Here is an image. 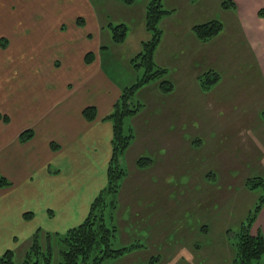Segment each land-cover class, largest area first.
<instances>
[{
  "label": "crops",
  "instance_id": "0c3cea01",
  "mask_svg": "<svg viewBox=\"0 0 264 264\" xmlns=\"http://www.w3.org/2000/svg\"><path fill=\"white\" fill-rule=\"evenodd\" d=\"M89 1L0 0V57L13 58L15 49L19 57L16 62L0 59V113L7 117L0 118V173L11 182L0 188V249L26 242L34 226L39 225L37 217L43 219L46 228L66 230L79 223L106 183L112 124L105 116L125 85L105 69L100 46L114 44L109 31L102 27L105 20ZM232 1L234 7L226 9L221 7V0L163 2L172 11L159 22L162 34L154 60L167 70L173 90L164 94L152 82L137 92L143 106L127 122L134 137L120 157L127 173L116 200L121 219L127 215L124 221L138 226L139 235L155 245L156 252L131 251L119 264H149L148 259L156 257L166 261L153 264H203L202 260H207L208 255L195 248L194 221L173 220L171 216L164 220L162 216V210L172 203L170 192L176 188L158 186L157 180H165L171 173L179 175L173 158L179 162L187 148L212 142L209 150L224 164L220 175L230 168L255 169L264 174V100L252 103L246 96L244 106L242 100L232 102L221 97L224 81L242 82L248 75L239 70L249 66L264 92V0ZM144 2L129 4L122 14L113 13L117 22L127 25L124 41L115 44L127 52L125 60L147 37ZM65 17L70 18L68 32H62ZM78 18L83 23L78 24ZM213 18L221 20V31L200 41L191 32L192 25ZM81 43L84 45L79 47ZM58 50L64 55L53 54ZM89 51L94 57L86 62L84 56ZM125 63L131 69L130 63ZM124 69L129 76L134 75V70L131 74L129 68ZM208 70L218 72L219 78L209 90H202L197 77ZM196 101L201 103L199 110L191 107ZM89 105L96 109L92 120L82 114ZM202 110L207 118L198 117ZM24 130L32 134L21 140L19 134ZM140 155L151 158L146 167L135 165ZM202 174L217 178L219 173L208 168ZM192 200L193 205L184 206L186 211L199 210L198 197ZM217 202L212 198L203 206ZM178 216L183 218L182 213ZM203 222L200 228L206 230ZM125 223L118 225L121 243H127L132 235L123 230ZM173 229H179L177 235L185 239L183 250L174 251V246L167 244L166 236ZM251 232L264 236V205Z\"/></svg>",
  "mask_w": 264,
  "mask_h": 264
},
{
  "label": "trees",
  "instance_id": "16d2710c",
  "mask_svg": "<svg viewBox=\"0 0 264 264\" xmlns=\"http://www.w3.org/2000/svg\"><path fill=\"white\" fill-rule=\"evenodd\" d=\"M121 1L128 5L134 2V0ZM221 7L233 8L234 2L221 0ZM171 11L172 9L165 7L162 0L144 2L143 21L147 37L141 40L139 50L129 59L135 71L134 80L121 88L111 111L105 116L112 124L111 155L106 170V183L91 201L86 216L79 223L65 230L64 234L56 238L53 245L51 239L47 238L44 243L40 241L38 234L34 233L30 245L22 252L19 261L13 258V250L6 249L0 255V264H106L107 261L116 260L141 246L138 241H134L135 239L115 246L117 230L114 224H107L105 211L107 207L112 209L113 205L115 206L116 193L126 174V168L119 164V159L134 136L133 127L126 124V121L136 115L143 106L137 92L152 82H157L159 90L164 94L173 90V83L167 76V70L154 60V52L162 34L159 22ZM77 22L81 24L83 20L78 18ZM102 27L109 31L110 41L113 44L124 41L127 34V25L124 22L107 21ZM222 27L221 20L213 18L192 25L191 32L200 41H207L219 33ZM102 47L107 46L102 44L100 49ZM92 58L93 53L90 51L84 56L86 62L91 61ZM218 78V72L208 70L200 74L197 81L202 90H209ZM82 114L85 119L92 120L96 116V109L93 105L85 106ZM0 118L7 119L2 113ZM31 134L30 130H24L19 134V138L26 140ZM150 161L149 156H139L135 160V165L143 168ZM10 184V180L0 173V188ZM244 185L250 190L258 191V197L238 230L226 231L232 247L229 264H264V236L260 232H251V226L264 204V177L260 175L247 177ZM150 259L148 263L153 264Z\"/></svg>",
  "mask_w": 264,
  "mask_h": 264
},
{
  "label": "rangeland",
  "instance_id": "374dc122",
  "mask_svg": "<svg viewBox=\"0 0 264 264\" xmlns=\"http://www.w3.org/2000/svg\"><path fill=\"white\" fill-rule=\"evenodd\" d=\"M24 1H27V0H24ZM136 1L138 0H134L135 3ZM89 2L94 7V9L97 10L95 12H98V15L101 18V20H105L104 23H106L107 21L117 22L118 20L113 18V16L115 15L113 13L121 12L120 14H122L127 10L125 8H128L126 6H129L125 4L124 2H122L121 0H90ZM162 2L165 3V0H162ZM103 17L105 19H103ZM69 19H70L69 17L63 18V20H65L64 22L66 26H64L65 31H62V32H68L67 23ZM7 26H9L8 30L11 32L10 25L8 24ZM136 26L137 25L135 24V27ZM4 30L7 31V28L5 27ZM83 45L84 44L81 43L79 44V47H82ZM118 46L119 45H115L114 43V47H110V46L102 47L100 49L102 56H103L102 62L105 66L107 73H109V75H111L112 78L116 79L118 83H124V85H128L134 80L135 72L133 71L134 75L129 76V73H127V71L124 69V67L126 69L127 68L130 69V67H128L127 64L125 63V62H130V61L125 60V56L127 53L125 49L118 47ZM60 51L61 50L54 51L53 54L55 55L57 53V55H64ZM11 55L13 56V58H11L10 56L9 58L7 57V55H4V58L0 57V59L6 60V61L12 60L13 62H16L19 58L17 55V50L15 49V53ZM66 57L65 58L63 57L62 60L66 59ZM93 57H94V54H93ZM231 63L232 62H230V66H231ZM132 70L134 69L131 67L130 69L131 74H133ZM239 71L242 74H246L248 76L244 78L242 82H239V83H230L227 80L224 81L227 83L223 84L225 87V90H224L225 92H224V95H222L221 97L228 99L232 102L234 101L237 102L238 100H242V105L244 106L247 103L246 96H248L252 100V103H257V102L263 103L264 92L260 84L254 79L253 67L252 66L241 67ZM207 99L209 102L211 101L208 97ZM191 107L197 108L199 110L201 109V103L199 101L193 102L191 103ZM197 113H200V112H197ZM192 115L193 114L188 115V116H192ZM198 117L207 118L203 110L201 114H198ZM128 120L129 119H127L126 124ZM188 134L189 133H187L186 138L188 137ZM201 142L203 145L204 144L203 137H201ZM206 143L207 144H204L202 147L201 145L195 144L192 146L194 149L187 148L184 154H181L179 162L177 158H173V165L178 166V170L180 172L179 175H175V174L173 175V173H171L165 177V180L163 179L159 181L157 180L158 186H159V183H161V185L165 184V186L166 185L168 187L173 186L176 188L174 190H171L170 200L172 201V203L167 208V210L166 209L164 211L162 210V214H163L162 216L164 220H168V219L170 220V216H171V218H174L173 220L182 219V220L191 221V222L194 221L196 223V225L192 223L195 225L193 226L194 232L197 230L196 233L193 234V236L195 237V245H196L195 248L198 249L197 252H201L203 254L208 255L207 260H204V259L202 260L203 264L205 263L229 264L231 260V256H232V247L230 245L226 231L227 230H232V231L238 230L242 221L245 219L246 215L248 214L249 210L253 207L258 197V191L248 189L244 185V180L247 177H251L254 175L255 176L260 175L264 177V174L261 175L255 169L248 172L244 168H237V169L230 168L231 170L229 172L224 171L223 174L220 175L221 171L219 170V168L224 164H222L220 161H218L215 158L212 149L209 150L210 145L212 146V142L207 140ZM140 156H145V155H140ZM169 163L170 161L168 160V164ZM119 164L123 165L120 159H119ZM125 168L127 171L126 166ZM208 168L212 169L213 171L217 170L219 173L218 177L210 178V177H206L205 174H202L204 171H207ZM188 184L191 186L189 187ZM187 187L189 191L186 189ZM118 192H119V189L116 193V200H118L117 199ZM196 196L199 199L197 201L198 202L197 208L199 210L197 211L192 208L194 212L186 211V208H184V206L185 205L188 206V204L193 205L192 199L195 198ZM212 198L218 199V202L216 204L213 203L211 207L208 206L206 208V206H203L204 201L210 200ZM117 205L116 204L115 206L113 205L112 209H109L110 207H107L105 211V218H106L107 224L108 225L114 224L116 230H119V226L123 225L126 222L125 225L123 226V230L126 231L128 236L132 234L129 241H132L135 239L134 241H138V243L141 244V246L133 249V251L135 250L140 251L143 254H147L150 252L155 253L156 252L155 245L153 246L151 242H147L144 236L139 235V234H142V232H139L138 230H136L138 226L133 225L136 227H131L127 221H124V219L126 220L128 218L127 215H124L122 217L123 219H121L120 213L118 211L120 209L117 210ZM179 213H182L183 218L178 216ZM30 218L31 217H28L27 219H30ZM36 220L38 221L39 225L34 226V228L30 232L28 239H26V242H23L22 244L17 246L18 248L15 247V243H11L8 246V248L6 246V248L0 249V255H2V253L6 249H11L14 252L13 258L16 261H19L22 255V252L25 250V248L28 247V245H30L31 239L33 237L32 235H34V233H37L40 241L44 243H46L45 240L47 238L51 239L52 245L55 243L56 238L60 237L62 234L65 233V230H63L62 228H55L54 226L46 228L44 221L41 217H37ZM203 221L206 222L207 224L206 230H205V227H203L202 229L200 228V222H203ZM186 229H188V227H186ZM178 230L173 229L166 236L167 244L169 246H174L173 248L174 251L183 250L184 247L186 246V243L182 242L184 238L181 240L179 237V233L177 235ZM116 233L117 235L115 238L114 245L116 246L120 244H125V243H121L119 231H117ZM190 234H191V231H190ZM134 235L136 237H134ZM145 240L147 243L145 242ZM148 248H151V249L148 250ZM123 259H124L123 257L116 259L114 264H119L120 261H122ZM158 260H159V257H156V258H151L149 261H151L152 263H156ZM159 261L160 263H163V261H166L165 257H163L162 260H159ZM106 264H110V261H107Z\"/></svg>",
  "mask_w": 264,
  "mask_h": 264
}]
</instances>
